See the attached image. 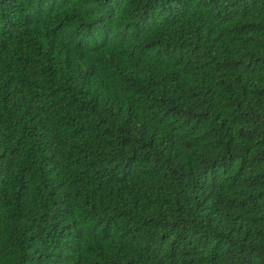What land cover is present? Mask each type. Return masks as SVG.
<instances>
[{
	"label": "trees",
	"instance_id": "obj_1",
	"mask_svg": "<svg viewBox=\"0 0 264 264\" xmlns=\"http://www.w3.org/2000/svg\"><path fill=\"white\" fill-rule=\"evenodd\" d=\"M0 264H264V0H0Z\"/></svg>",
	"mask_w": 264,
	"mask_h": 264
}]
</instances>
